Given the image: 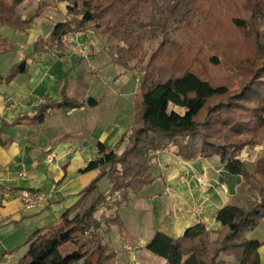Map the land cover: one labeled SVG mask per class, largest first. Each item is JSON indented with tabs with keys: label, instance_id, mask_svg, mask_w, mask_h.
Instances as JSON below:
<instances>
[{
	"label": "trees",
	"instance_id": "16d2710c",
	"mask_svg": "<svg viewBox=\"0 0 264 264\" xmlns=\"http://www.w3.org/2000/svg\"><path fill=\"white\" fill-rule=\"evenodd\" d=\"M66 4V18L54 25L46 40L33 46L34 54L62 51L61 36L92 25L94 34L111 42V63L132 70L136 61L138 90L133 100V122L121 153L97 142V158L79 174L98 170L99 174L80 193L77 203L54 225L31 234L27 249L16 264H112L115 252L104 242L96 219L109 196L119 193L126 203L128 191L138 194L153 182L149 152L174 148L185 161L218 158L225 173L241 178L247 195L244 204H227L216 214L220 224L217 238L203 224L188 228L173 239L156 232L145 246L163 264H227L223 256L237 264H260L258 249L264 244L247 234L264 221V155L250 169L240 159L247 148L264 143V0H233L246 17H233V27L250 34L254 59L239 62L242 75L236 92L214 85L199 76L181 52L179 38L213 22L211 0H58ZM25 0H0V27L25 33L40 16L45 4L40 0L32 15L20 12ZM156 45L155 49L149 48ZM216 65L217 59L211 58ZM81 103L66 96L44 99L35 114L17 122H43L53 110H73ZM178 109L179 111H177ZM182 111V112H181ZM172 138H174L172 140ZM122 142V141H121ZM120 144V143H119ZM107 179L109 194L99 183ZM78 211L70 217V214ZM120 230L122 225L118 223ZM70 231L66 240L60 235ZM87 233V234H86Z\"/></svg>",
	"mask_w": 264,
	"mask_h": 264
},
{
	"label": "crops",
	"instance_id": "0c3cea01",
	"mask_svg": "<svg viewBox=\"0 0 264 264\" xmlns=\"http://www.w3.org/2000/svg\"><path fill=\"white\" fill-rule=\"evenodd\" d=\"M39 1L27 3L25 7L31 6L23 9L22 15L34 12ZM43 1L41 15L27 32L0 27V264H16L26 252L31 234L54 226L77 203L81 191L99 174L98 170L78 173L97 158L96 143L121 153L134 116L133 100H128L134 92L120 89L130 81V72L111 63L112 43L95 36L92 29L76 32L90 47L87 58L63 50L34 54V44L39 39L46 40L54 25L66 18L65 3ZM22 62L25 69L19 73ZM102 69L115 71L119 89L96 95L92 75L96 77V71ZM135 81L138 83V78ZM62 86L69 99L81 103L79 108L53 110L40 124L27 119L17 122L22 116L31 118L44 99L58 100ZM88 97L97 104L88 107ZM101 105L103 113L98 110ZM148 156L152 159L153 182L138 194L128 191L124 204H118L119 193L109 196L97 212L113 213L115 221L122 225V230L111 226L100 231L116 254L112 264H129L128 248L141 264H163L145 250L156 232L177 239L188 228L203 224L210 235H217L221 227L216 214L231 204L234 196L231 179L239 177L227 175L216 157L185 161L174 148L149 152ZM211 164L215 165L213 170ZM103 183L106 190L101 189ZM99 189L109 194L106 178L99 183ZM26 190L45 195V205L24 211L18 194ZM257 228L261 238L256 240L264 243V221ZM112 243H119L120 248ZM222 258L227 264H237L236 260ZM258 260L264 264V244L258 249Z\"/></svg>",
	"mask_w": 264,
	"mask_h": 264
},
{
	"label": "rangeland",
	"instance_id": "374dc122",
	"mask_svg": "<svg viewBox=\"0 0 264 264\" xmlns=\"http://www.w3.org/2000/svg\"><path fill=\"white\" fill-rule=\"evenodd\" d=\"M30 1L31 0H25L23 6L19 8L22 14L23 9L25 10L26 8L31 6L28 5V7H25V5ZM211 1H213V22L207 27H201L197 30L190 31L183 35L181 38H179V42L181 43V45H176V48H181V52H183L189 59V61L186 63H191L193 70L199 76L208 80L211 84H222L227 86L231 92H236L241 86L242 75L239 74V70L235 67L239 62H244L249 58L254 59V45L251 40L250 34L233 27L231 24V19L233 17L243 18L247 15L242 13V11L240 10L241 8L237 6L238 4L240 5V3L237 2V5L231 3L233 0ZM42 2L44 3L43 0ZM33 13L34 12H31L26 15H32ZM89 26H86V28H84L83 30L92 29V25L91 28ZM260 31H264V23L260 28ZM113 46L114 45L109 46L111 53H113ZM149 48L155 49L156 45H150ZM211 58L217 59L218 63L216 65L211 63ZM139 66L140 65L136 61H132L129 63V67L132 69L130 71H127L130 72V81L126 85H123L122 88H120L124 92H134L132 97L128 94V100H134L137 93L138 83L135 81V79L139 76ZM96 75V77L92 75L93 81L91 80L94 84V89L97 90L94 94L97 95L99 94L98 92L102 93L109 90L119 89L115 85V78L117 77V75L115 74V71L113 69H102L99 72L96 71ZM260 80L264 81V78L262 77L260 78ZM102 107L103 106L101 105V108H98L101 113L104 112V108ZM176 110L179 111L178 109ZM173 139L174 138H172V140ZM263 155L264 143L261 146H255L253 148L245 149L241 153L240 159L247 163V165L251 169L255 161H257V159H259ZM214 162L216 163V161ZM211 165L212 166L210 170H213V166L215 165ZM231 180L234 196L230 198V203L242 205L244 204V201L247 197L243 182L240 178H234ZM101 189H107L104 183L101 185ZM77 211L78 209L74 210L70 214V217H72ZM114 216L115 215L113 213L108 211L104 212L103 215L96 214V219L100 223L101 229L103 231L110 228L111 226H116L119 228ZM216 238L217 235L209 236L210 240H214ZM247 238L260 239L261 237L259 235L258 228L249 232L247 234ZM112 244L115 248H120L119 243ZM228 258L231 261H235L233 257L228 256ZM120 264H125V262H121Z\"/></svg>",
	"mask_w": 264,
	"mask_h": 264
},
{
	"label": "built area",
	"instance_id": "2783aa9c",
	"mask_svg": "<svg viewBox=\"0 0 264 264\" xmlns=\"http://www.w3.org/2000/svg\"><path fill=\"white\" fill-rule=\"evenodd\" d=\"M61 47L64 53L78 56L81 58H87L90 53V47L86 45L82 40L79 39L76 32L65 33L61 36ZM23 173L19 174V177H22ZM168 193V190L165 191V194ZM21 206L24 211H32L34 209L41 208L45 205L46 196L42 193L26 190L18 194ZM117 200H120V196L116 195ZM87 234V233H86ZM130 251V263L129 264H141L134 251L128 248Z\"/></svg>",
	"mask_w": 264,
	"mask_h": 264
},
{
	"label": "water",
	"instance_id": "95a60500",
	"mask_svg": "<svg viewBox=\"0 0 264 264\" xmlns=\"http://www.w3.org/2000/svg\"><path fill=\"white\" fill-rule=\"evenodd\" d=\"M25 69V62H22L19 67H18V71L19 73H23ZM97 104V102L92 98V97H88L87 100H86V105L88 107H93ZM86 143H83V146H85ZM70 236V231H66L64 233H62L60 235V239L61 240H66L68 237Z\"/></svg>",
	"mask_w": 264,
	"mask_h": 264
}]
</instances>
